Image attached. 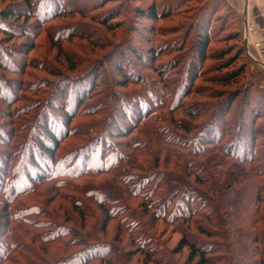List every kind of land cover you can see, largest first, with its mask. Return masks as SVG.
<instances>
[{"label": "rangeland", "instance_id": "1", "mask_svg": "<svg viewBox=\"0 0 264 264\" xmlns=\"http://www.w3.org/2000/svg\"><path fill=\"white\" fill-rule=\"evenodd\" d=\"M150 8L156 18L146 15ZM246 8L264 12V0H0V10H30L6 24L10 34L0 25V264H199L198 257L192 258L188 248L181 246L182 226L156 220L139 207L141 193L126 192L119 180L128 173L111 169L92 177L100 167L107 171L113 165L98 162L100 143L87 146L94 134L82 133L94 118L89 116L94 113L91 110L105 101L102 93L141 90L130 81L140 73L158 90L147 98L157 105L164 102L160 84L180 78L182 72L189 78L184 91L194 90L182 99L186 104L214 101L215 89L230 90L242 83L264 89V74L249 60V56L258 60L250 44L234 63L245 65L239 83L216 82L221 59L233 56L240 44L234 34L240 32L239 16L244 21ZM204 32L210 37L206 58L195 64V41ZM183 42L184 48L175 51L178 47L173 46ZM152 49L159 56L156 61L150 58ZM182 58L186 65L182 62L178 70L171 69ZM121 68L124 77L118 73ZM94 81L99 85L93 95ZM67 91V97H62ZM62 107L77 131L67 128ZM133 107L136 110L129 108L127 119H122L121 110L115 114L121 125H136V114L143 106ZM170 116L184 118L179 112ZM187 123L184 128H190ZM43 125L57 131L58 145L51 143V158L37 152L42 150ZM111 129L113 135L107 142L113 146L131 138L138 139L137 144L146 141L136 131L125 138L113 124ZM176 132L186 144L184 137L191 133ZM123 147L118 146L114 154L128 156L125 171L137 176L128 184L139 192L143 182L160 173L147 170L142 157H131V148ZM122 161L114 158V163ZM167 169L175 168L167 164ZM144 171L153 173L147 176ZM188 179L192 181V175ZM61 182L68 189L57 190ZM82 186L101 193L107 190L116 203L108 205L102 197L91 202L72 190ZM99 201L107 204L114 218H106ZM193 212L199 226L210 227L208 208L199 205ZM213 222L220 232L221 226ZM188 229L196 233L193 225ZM79 238L84 245L77 244ZM202 240L214 252L208 255V264H251L245 251L236 253L224 238Z\"/></svg>", "mask_w": 264, "mask_h": 264}, {"label": "trees", "instance_id": "2", "mask_svg": "<svg viewBox=\"0 0 264 264\" xmlns=\"http://www.w3.org/2000/svg\"><path fill=\"white\" fill-rule=\"evenodd\" d=\"M29 11V9L0 10V25L8 29L5 30L6 34L12 32L6 24L12 22V19L22 18L25 15L24 12ZM155 13V10L150 8L146 15L149 18H156ZM239 24L240 32H235L234 40L239 41L240 44L235 47L236 52L233 56L226 60L221 59L223 66L217 69L219 71L215 76L217 83H234L235 85L245 74V65L234 66L235 61L241 58L243 53H247L249 47L246 48L244 44L242 15L239 16ZM209 43L208 33H201L196 38L195 60L197 62L195 64L205 60ZM184 46L183 42L182 45L177 44L173 48L178 47L175 51L180 52ZM149 55L154 61L159 59L154 49L149 51ZM249 60L256 67L257 72L264 74V66L257 61L256 63L250 56ZM182 62L185 64L186 60L179 59L178 64L171 69L178 70ZM192 67L191 71L195 66ZM222 69L227 70L220 72ZM118 73L123 77L126 76L122 68L118 69ZM188 79L182 72L180 78L175 77L160 84L162 90H159V93L164 96H162L164 102L161 105L150 104L147 101V98L153 97L158 90L141 73L130 80L131 83L141 87V90L121 94H111V92L108 94L107 91L102 93L101 96L105 101L101 102L95 110H91L94 113L89 116L94 118L85 126L86 129L83 130L82 135L94 134L84 143L86 142L85 144L89 147L100 143L102 150L97 155L98 162L113 165V167L106 169L107 171L100 167L97 172H91V175L95 177L102 173H109L111 169L114 172L118 170L124 174L128 173L126 176L121 175L122 178L119 180L126 192L132 196L141 193V196H137L141 199L139 207L145 209L156 220L179 228L182 226L181 246L188 248L192 258L198 257L199 264H208L211 257L208 255L214 253L207 246L208 243L203 242L202 237L215 236L224 238L225 242L233 246V251L236 253L238 250L245 251L251 264H264V89L253 84L242 83L238 84L240 88L215 89L213 91L215 94L211 96L214 101L203 102L202 105L186 104L182 99L194 91H184L186 89L184 84ZM94 85L90 91L93 95L94 89L99 84L94 81ZM67 94L68 91L66 95L62 94V97H67ZM135 104L137 107L143 106L140 111H136L137 114L135 112L136 125L132 127L121 125L115 114L121 110L122 119H127L126 113L129 108L136 110V107H133V105L136 106ZM66 111V108L62 107L63 119L65 118L68 122L67 128L77 131L76 126L71 128V118H68L69 113ZM157 111L159 112L155 114ZM175 112L181 113L184 118L176 119L170 116ZM195 119L200 121L195 123ZM187 121L191 124L190 128H184L188 124ZM158 123L162 124L158 125ZM112 124L120 132L117 133L121 137L128 138L136 131L146 141L137 144L138 139L131 138L125 144L111 145L107 139L113 135ZM59 126L61 125L58 124L57 127ZM124 128L127 130L124 131ZM41 130L42 141L39 143L42 150L38 148L37 152L51 158L54 154L51 143L58 145L57 131L49 125H43ZM176 131L191 133L188 138L184 137L187 140L186 144L178 139L180 133ZM122 145L123 148H131V157L134 154L142 157L147 170L158 169L157 173H160L155 174L148 182H143L139 192L132 190L130 185L132 181H135L136 174L125 171L128 164L125 160L128 156L119 152L114 154L115 149ZM116 157L124 161L114 163ZM167 164L173 165L175 169L168 170ZM144 172L147 176L153 173ZM191 175L193 180L189 181L188 177ZM114 177L115 181H118L116 174L113 175ZM62 183L64 182L60 183L57 190L67 188L68 185ZM114 187L117 189L116 186ZM72 190L84 195L91 202L97 197H102L108 205L116 203L107 190L101 193L99 190L90 191L83 186ZM95 191L96 195H94ZM152 203L154 206L150 205ZM185 203H187L186 206H184ZM98 205L108 220L114 218L110 215L107 204L99 201ZM199 205L209 209L210 218L206 219L210 223L208 228L199 226L194 220L196 212H193V208ZM74 211H77L79 216H85L79 209ZM214 220L221 226L220 232L214 228ZM70 221L75 222V219ZM191 225L195 227L196 233L189 231L188 228ZM76 242L84 245L81 238ZM254 257H258L256 261Z\"/></svg>", "mask_w": 264, "mask_h": 264}, {"label": "crops", "instance_id": "3", "mask_svg": "<svg viewBox=\"0 0 264 264\" xmlns=\"http://www.w3.org/2000/svg\"><path fill=\"white\" fill-rule=\"evenodd\" d=\"M246 10L244 19L246 21L247 44H250L255 50L258 56L257 61L264 64V12L256 8H251V10L246 8Z\"/></svg>", "mask_w": 264, "mask_h": 264}, {"label": "water", "instance_id": "4", "mask_svg": "<svg viewBox=\"0 0 264 264\" xmlns=\"http://www.w3.org/2000/svg\"><path fill=\"white\" fill-rule=\"evenodd\" d=\"M243 23H244V44H245V47H247V40H246V21H245V19H244V21H243ZM260 65H264V64H262V63H260L259 61H257Z\"/></svg>", "mask_w": 264, "mask_h": 264}]
</instances>
